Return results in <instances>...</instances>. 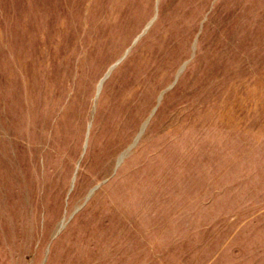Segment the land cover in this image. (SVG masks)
<instances>
[{
    "label": "rangeland",
    "instance_id": "rangeland-1",
    "mask_svg": "<svg viewBox=\"0 0 264 264\" xmlns=\"http://www.w3.org/2000/svg\"><path fill=\"white\" fill-rule=\"evenodd\" d=\"M0 264H264V0H0Z\"/></svg>",
    "mask_w": 264,
    "mask_h": 264
},
{
    "label": "bare ground",
    "instance_id": "bare-ground-1",
    "mask_svg": "<svg viewBox=\"0 0 264 264\" xmlns=\"http://www.w3.org/2000/svg\"><path fill=\"white\" fill-rule=\"evenodd\" d=\"M116 64V63H115ZM114 64V65H115ZM113 65V66H114ZM113 66L111 67V68H113ZM111 68H110V70H109V72H107V74L101 79V81H100V83H99V85H98V93L99 92H101V89H102V86H103V83H104V78L110 73V71H111ZM97 93V94H98ZM145 125H146V123L143 125V127H142V129H141V132H143V130H144V128H145ZM140 132V133H141ZM137 141V140H136ZM124 156H125V152H122L121 154H120V156H119V158H118V163H120L121 161H122V159L124 158ZM94 191V189H92L91 191H90V193H92ZM90 196V195H89Z\"/></svg>",
    "mask_w": 264,
    "mask_h": 264
},
{
    "label": "water",
    "instance_id": "water-1",
    "mask_svg": "<svg viewBox=\"0 0 264 264\" xmlns=\"http://www.w3.org/2000/svg\"><path fill=\"white\" fill-rule=\"evenodd\" d=\"M109 75V74H108ZM108 75L104 78V80L108 77Z\"/></svg>",
    "mask_w": 264,
    "mask_h": 264
}]
</instances>
